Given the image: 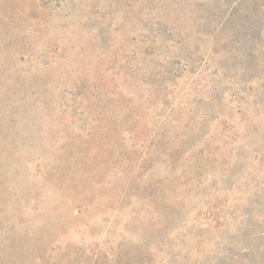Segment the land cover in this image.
<instances>
[{"label": "rangeland", "instance_id": "1", "mask_svg": "<svg viewBox=\"0 0 264 264\" xmlns=\"http://www.w3.org/2000/svg\"><path fill=\"white\" fill-rule=\"evenodd\" d=\"M0 264H264V0H0Z\"/></svg>", "mask_w": 264, "mask_h": 264}]
</instances>
